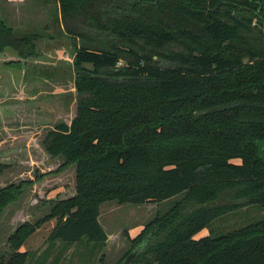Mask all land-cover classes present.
Masks as SVG:
<instances>
[{
	"label": "trees",
	"instance_id": "obj_1",
	"mask_svg": "<svg viewBox=\"0 0 264 264\" xmlns=\"http://www.w3.org/2000/svg\"><path fill=\"white\" fill-rule=\"evenodd\" d=\"M58 4L73 48L76 113L40 139L63 158L41 175L74 163L75 190L18 224L0 264H27L19 247L47 218L55 217L48 239L101 245V202L172 197L136 234L126 232L130 247L116 264H264V217L194 236L229 210L264 205V0ZM39 38L16 35L0 17V55L14 57L0 69L35 61ZM22 189V181L0 186V214Z\"/></svg>",
	"mask_w": 264,
	"mask_h": 264
},
{
	"label": "rangeland",
	"instance_id": "obj_2",
	"mask_svg": "<svg viewBox=\"0 0 264 264\" xmlns=\"http://www.w3.org/2000/svg\"><path fill=\"white\" fill-rule=\"evenodd\" d=\"M0 17L16 35H40L36 44L41 52L27 66L0 69V134L6 139L0 143V163L7 165L0 173V186L23 182L19 197L0 214V247H4L7 236L18 224L25 220L34 222L48 214L54 199L67 197L75 190L74 163L41 175L56 168L63 158L50 157L42 149L40 139L56 122H70L75 116L76 92L73 48L64 30L58 0H0ZM12 59L10 53L0 55V62ZM30 95L34 97L28 99ZM37 174L42 176L38 180ZM174 198L139 204L101 202L98 219L108 234L101 245L87 238L73 243L48 239L55 223V217H50L19 249L26 251L27 264H116L130 247L126 232L136 234L155 214L164 212ZM262 217L264 205L251 203L217 216L194 236L218 235Z\"/></svg>",
	"mask_w": 264,
	"mask_h": 264
},
{
	"label": "crops",
	"instance_id": "obj_3",
	"mask_svg": "<svg viewBox=\"0 0 264 264\" xmlns=\"http://www.w3.org/2000/svg\"><path fill=\"white\" fill-rule=\"evenodd\" d=\"M39 93L41 94V93H46V92H41V91H39ZM34 95H36V94H34ZM32 97H34L33 95L31 96H28L27 98L28 99H31ZM5 128H6V130H7V132L9 133V135H11L12 133L7 129V127L5 126ZM0 132H3V131H0ZM3 140H6L5 138H4V135H3V133L2 134H0V143L3 141Z\"/></svg>",
	"mask_w": 264,
	"mask_h": 264
}]
</instances>
